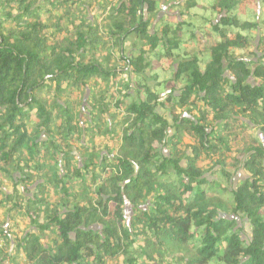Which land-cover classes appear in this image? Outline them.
Wrapping results in <instances>:
<instances>
[{
  "label": "trees",
  "instance_id": "obj_1",
  "mask_svg": "<svg viewBox=\"0 0 264 264\" xmlns=\"http://www.w3.org/2000/svg\"><path fill=\"white\" fill-rule=\"evenodd\" d=\"M161 1L120 0L111 17L118 44L131 33L147 34L141 13L156 12ZM16 4V15H0V157L5 166L22 162L32 140L27 121L33 114L47 140L34 146H43L46 155L58 151L51 128L59 117L71 124L72 110L58 99L49 110L45 94L60 95L63 87L75 89L91 79L107 82L114 76L98 59H88L89 51L102 45L99 24L76 39L60 41L48 34L31 0H0V12ZM186 11L189 20L160 23L148 35L149 62L140 59L134 67L139 92L127 109L132 127L123 135L117 167L107 169L100 161L109 177L97 188L95 205L64 204L42 224L27 208L33 231L21 239L20 248L28 264H106L134 254L137 239L148 236L156 239L158 249L165 242L183 245L188 264H264V145L249 136L250 129L264 130V63L254 61L256 54L248 47L263 30L264 0H189ZM218 13L222 17L215 23ZM9 21L14 29H6ZM208 39L215 50L201 48ZM127 64L134 63L129 59ZM148 68L156 77L155 91L140 76ZM178 83L179 93L161 102L160 96ZM158 107L168 110L167 116ZM179 109H190L191 115L183 116ZM185 133L194 145L181 150ZM167 148L173 156L165 154ZM234 153L243 158L226 159ZM63 155L70 169L73 157ZM202 159L215 161L211 176L200 168ZM36 165L34 171L42 174L44 169ZM28 166L19 165V182L30 192V206L39 209L47 203V186L30 190L34 171L27 173ZM239 166L249 177L236 186L228 169ZM74 172L75 178L82 177ZM72 179L58 176L54 183L67 196ZM154 182L161 185V194L127 223L126 199L139 207ZM226 208L232 217L246 219L250 238L244 239L237 221L225 218L221 211ZM142 256L150 259L147 252Z\"/></svg>",
  "mask_w": 264,
  "mask_h": 264
},
{
  "label": "rangeland",
  "instance_id": "obj_2",
  "mask_svg": "<svg viewBox=\"0 0 264 264\" xmlns=\"http://www.w3.org/2000/svg\"><path fill=\"white\" fill-rule=\"evenodd\" d=\"M188 1L162 0L157 4L156 12L143 11L141 18L146 23L147 34L131 33L123 38L119 45L113 34L111 17L116 15V8L120 0H31L32 5L39 8L42 20L47 25L48 34L55 35L60 41L76 39L78 33L86 34L90 28H95L96 24H99L103 46H97L96 49L89 51L88 59H98L105 70L114 72V76L107 82L97 78L91 79L83 87L75 89L63 87L65 91L60 95L45 94L42 97L48 102L49 110L52 108L54 99H58L62 103L68 102L72 110L71 124L65 123V120L59 117L51 128L50 138L55 140L56 147H58L55 154L46 155L43 146L38 149L34 146L35 143L42 144L47 140L41 132L40 121L33 114L27 121L28 130L32 134V140L27 149L30 148L31 151L25 149L22 152L24 157L20 164L18 160H14L9 166H5L0 157V264H28L20 248L21 239L25 234L33 231L32 219L26 215L27 208L31 209L29 213L32 217L37 218L36 214H38V222L42 224L52 212L61 211L64 204L77 202L82 206L95 205L98 199L97 188L106 183L109 177L108 173L102 172L104 167L100 165V161H103L107 169L117 167L116 159L120 157L118 150L121 147L123 135L132 127V120L129 119L127 109L133 102L134 96L139 92L138 84H135L134 67L139 64L137 61L140 59H144V64L149 62L151 44L148 35L152 37L160 23V27H162L166 22L189 20L190 16L186 11ZM51 2L54 5H51ZM192 10L196 12L195 9ZM183 11L186 14L184 16L181 15ZM18 12L19 7L16 4L8 7L6 11H1L0 15H4V13L16 15ZM199 12L204 13L205 11L199 10ZM259 16H262L261 10ZM216 17L217 19L213 20L215 23L221 20L222 14L218 13ZM194 23L197 24L195 21ZM262 27L263 30L259 33L257 41L250 42L248 47H251V50L256 54L253 57L254 61L262 60L264 63V23H262ZM14 28L15 24L9 21L6 29ZM189 35L188 33L186 36ZM216 47L211 39L201 43L203 50L213 51ZM129 59L133 61V65L127 64ZM140 76L150 91L156 90V77L150 68L145 69ZM227 76L231 77L229 74ZM180 86V83L175 88L171 85L169 90L160 96L161 102L167 95L174 92L179 93ZM178 93L174 95H178ZM157 111L164 116L168 114V110L160 107ZM189 111L191 110L183 112L182 109H179V113H182L183 116H190ZM58 115L56 114V116ZM71 128L76 131L72 132L69 130ZM171 131L173 132V130H169V133ZM249 133L250 137L260 140L264 145V130L258 127L250 129ZM181 142L184 143L179 147L181 150H186L194 145L188 133L184 134ZM65 153L73 157L70 169L65 168L63 155ZM173 153L170 148L165 150V154L169 157L173 156ZM237 155L238 153H234V155L226 156V159L231 161L234 157L243 158ZM214 163L215 161L202 159L199 165L208 176H211L210 170L214 167ZM36 164L44 169L42 174H37L34 171V168H37ZM19 165L21 168L29 165L27 173L34 171L33 181L28 184L31 191H35L38 184L43 183L47 186L45 197L47 203L44 207L38 209L28 203L26 195H30V192L20 185ZM77 170L82 175L79 179L74 176V171ZM228 170L233 173V183L236 186L249 177L241 166L235 170ZM58 176L64 179L68 176L73 177L70 184L67 185L69 189L67 196L62 188L54 183ZM161 190V185L154 182L144 193L137 208L129 199H126L123 206L126 222L130 223L137 212L136 210L147 211L154 199L161 194ZM221 213L227 215L226 219L238 222V230L242 231L244 239L252 236L250 225L242 215H237L236 218L232 217L230 208H226ZM43 242L46 243V241ZM155 246L156 239L152 236L137 239L134 254L116 260H108L106 264L189 263L190 256L183 245L165 242L163 249H158ZM144 252L148 253L149 260L145 256L139 257ZM134 258L135 261L132 260ZM132 261L133 263H130Z\"/></svg>",
  "mask_w": 264,
  "mask_h": 264
}]
</instances>
